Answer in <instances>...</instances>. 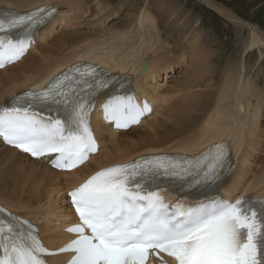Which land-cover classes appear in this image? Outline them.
<instances>
[{"label":"snow or ice","instance_id":"6c2138e0","mask_svg":"<svg viewBox=\"0 0 264 264\" xmlns=\"http://www.w3.org/2000/svg\"><path fill=\"white\" fill-rule=\"evenodd\" d=\"M56 11L44 5L0 16V68L27 51L30 30ZM18 30L23 35L14 37ZM110 83L97 66H73L46 88L0 105V138L34 158L51 157L58 169L78 167L98 150L90 115L95 96ZM101 107L116 128L139 123L151 112L147 102L141 108L132 97H111ZM227 155L219 142L192 158L161 154L95 172L69 192L78 221L66 231L75 238L57 251L73 253L67 264H147L150 253L161 252L171 264H264V200L249 195L188 203L171 199V187L157 183L167 180L181 189L210 184ZM0 213L7 217L0 218V264H47L46 255L54 253L32 222L2 205Z\"/></svg>","mask_w":264,"mask_h":264},{"label":"bare ground","instance_id":"6f19581e","mask_svg":"<svg viewBox=\"0 0 264 264\" xmlns=\"http://www.w3.org/2000/svg\"><path fill=\"white\" fill-rule=\"evenodd\" d=\"M203 1L223 15L221 7H216L211 0ZM43 4L55 6L57 12L61 9L62 14L59 16L62 15L63 18L51 23L57 16L51 15L49 23L36 37L37 44L32 49H35V52L29 54L31 50L23 60L0 69V105L7 103L20 89L29 87L43 78H50L59 70L80 60L99 63L111 71H133L137 76L133 78L130 88L135 91L138 99L147 97L146 88L148 96L160 105L164 104L165 100L160 117L153 115L155 120L136 134L131 131L111 132L110 127L105 125L101 118L94 117V131L100 139L101 147L88 162L71 172L56 171L44 160H34L0 139V203L30 220L41 217L42 220L38 223L40 235L48 247H57L61 243L60 239L66 236L63 232L64 223L67 218L73 216L67 202V191L95 169L143 152L172 149L195 154L219 141H225L235 166L219 182L221 195L235 198L249 193L254 195L255 199L262 200L264 149L260 144L263 136L261 131H264V125H261L264 99L258 98L255 79L247 76L244 57L242 62L231 63L224 69L221 84L214 80L216 75L213 77L212 73L209 75L207 72L209 61L214 59L212 53H207L206 50L203 52L201 48L197 50V54L192 55L190 62L184 60L190 57L189 53L172 55L170 50L165 52L167 56L156 54L147 58L152 49H162L161 43H165L157 33L158 16L154 17L147 6L146 21L142 20L145 11L141 9L135 26L128 25L113 43L108 40H76L72 38L75 34L73 31L63 32L50 43L56 25L63 22L64 26L71 28L74 26V18L79 19V15L89 9L87 0H0V9L4 5L21 13ZM0 15L4 14L0 11ZM232 20L243 23V20L238 18ZM245 23L249 27V37L244 43V56L258 49L259 59H262L264 32L255 25ZM187 26L181 27L182 30ZM45 41L48 43L44 44ZM157 43L158 45H155ZM38 44L40 47L37 49ZM187 44L189 45L185 47L191 50L200 45L198 41H190ZM182 45L183 43L179 44L178 48ZM144 64L147 68L140 69ZM176 67L183 69L177 80L170 75ZM218 67L217 64L216 68ZM164 75L167 87L159 83V79ZM138 80L141 83L136 82ZM170 80L174 81L169 86ZM214 84H218V87L209 90ZM158 88L164 91L163 97H158L157 92L152 90L158 91ZM214 90L216 91L212 92ZM107 94L108 92L101 93L100 97L103 99ZM148 99L154 103L153 99ZM257 100L258 105L255 102ZM211 101L212 104L206 112L197 117V112ZM93 112L100 116L101 108L96 106ZM106 132L110 133L109 137L105 136ZM134 135L137 141H133ZM53 216L56 217L53 221L60 220L61 226H51ZM62 257H59V262L64 260Z\"/></svg>","mask_w":264,"mask_h":264},{"label":"rangeland","instance_id":"374dc122","mask_svg":"<svg viewBox=\"0 0 264 264\" xmlns=\"http://www.w3.org/2000/svg\"><path fill=\"white\" fill-rule=\"evenodd\" d=\"M211 1L215 3L216 7H221L220 9L223 11V15L215 7L210 6L203 0H146V2L145 0H100V2L97 3L95 0H87L89 9L79 15V19L74 18L72 22L74 26L71 28L69 26H64L63 22L56 25L55 34L50 43L63 32L71 31L75 32L72 38L76 40H108L109 43H113L112 41L114 39L117 40V36H120L128 25L135 26V20L140 14L141 9L145 11V16L142 20L146 21V11L148 8V10H151L154 17L158 16L157 23L160 27L158 26L159 30L157 33L165 43H161L163 46L162 49H152L148 53L147 58L156 56V54L166 55L165 52L170 50L172 55L189 53L190 57L184 60L190 62L191 57H193L192 55L197 54V50L201 48L203 52L206 50L207 53H212L214 59L209 61V66L211 68L207 67V72L209 75L212 73L213 77L216 75L214 80L221 84L222 72L224 69L231 63L242 62L244 57L247 65V76L255 79L256 85H258V98L263 97L264 99V45L262 46V59H259L258 49H254L244 56V43L249 37V27L245 22L259 27L261 31L264 32V0ZM60 13L62 14V10H60L51 23L63 18L62 15L59 16ZM232 18L243 20V23L233 22ZM175 20H177L176 23H174ZM184 26L187 27L185 30H182L181 27ZM190 41H198L200 45L203 46H195L194 49L191 50L189 47H185L189 45L187 43ZM47 43L48 42L45 41L44 44ZM181 43H183L182 47L178 48V45ZM155 45H158V43ZM38 47H40V44H38L37 49ZM177 48L178 50H175ZM31 53L33 52L29 54ZM24 58H22V60ZM236 58H238V60ZM217 64L219 65L218 68H216ZM182 73L183 69H178L176 67L175 71L170 73V75H173L172 78L175 77V80H177ZM159 80L162 86L167 87L166 75ZM167 80H169V78ZM173 81L174 80H170L168 85L170 86ZM136 82L141 83L139 80ZM216 87H218V84H214L209 90L215 89ZM152 90L157 92L158 97H163L164 91L161 88H158V91L157 89ZM215 91L216 90L212 92ZM145 95L153 99L148 96L146 88ZM256 96L257 94L254 95V97ZM153 100L156 106L155 112L150 117L143 120L139 126L132 127L126 131H131L136 134V132L142 131L145 125L155 120L152 118L153 115H159L160 117V113L164 110L165 100H163L164 104L161 105L157 103L155 99ZM258 100L255 101L257 105ZM211 104L212 101L209 105L207 104L203 107L201 111L197 112L196 116L198 117L201 116V113H205L206 109L208 106H211ZM160 106H163V108H160ZM253 106H251V109H253ZM262 109L261 125H264V104ZM110 131L115 132L111 128ZM109 134V132H106L105 136L109 137ZM261 134L263 136L261 138L260 147L264 149V131H261ZM143 135H145L144 132ZM134 137L135 140L133 141H137L136 135H134ZM131 144L130 147H132ZM261 158L262 155L260 156V159ZM55 218L54 216L51 218V226H61L60 220H58L57 223L53 221L56 220Z\"/></svg>","mask_w":264,"mask_h":264},{"label":"water","instance_id":"95a60500","mask_svg":"<svg viewBox=\"0 0 264 264\" xmlns=\"http://www.w3.org/2000/svg\"><path fill=\"white\" fill-rule=\"evenodd\" d=\"M146 68H147V65H146V64H144V65H143V69H146Z\"/></svg>","mask_w":264,"mask_h":264}]
</instances>
